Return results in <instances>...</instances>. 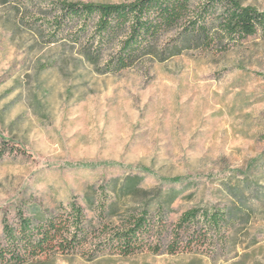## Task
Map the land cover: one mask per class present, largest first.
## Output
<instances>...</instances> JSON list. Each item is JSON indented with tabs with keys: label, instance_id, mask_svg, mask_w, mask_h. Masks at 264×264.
Instances as JSON below:
<instances>
[{
	"label": "rangeland",
	"instance_id": "1",
	"mask_svg": "<svg viewBox=\"0 0 264 264\" xmlns=\"http://www.w3.org/2000/svg\"><path fill=\"white\" fill-rule=\"evenodd\" d=\"M241 1L264 11V0ZM47 14L42 0H0V238L19 209L49 214L75 199L96 221L98 203L137 185L119 208L161 206L175 223L216 206L233 214L231 241L210 255L55 253L25 264H264L262 32L102 73L79 46L48 42Z\"/></svg>",
	"mask_w": 264,
	"mask_h": 264
},
{
	"label": "trees",
	"instance_id": "2",
	"mask_svg": "<svg viewBox=\"0 0 264 264\" xmlns=\"http://www.w3.org/2000/svg\"><path fill=\"white\" fill-rule=\"evenodd\" d=\"M48 8L43 27L48 42L79 46L102 73H117L149 61H165L187 50L224 51L262 32L264 11L241 0H133L93 2L42 0ZM8 148H4L6 151ZM136 186L116 191L115 202L95 207L97 220L72 199L59 212L28 216L18 210L14 223L3 220L0 263L25 264L43 255L78 253L87 260L104 254L138 252L214 254L231 241L233 214L216 206L192 207L177 222L152 212L119 208L116 199L137 193ZM108 216H103L106 212ZM115 217L116 222L111 218Z\"/></svg>",
	"mask_w": 264,
	"mask_h": 264
}]
</instances>
